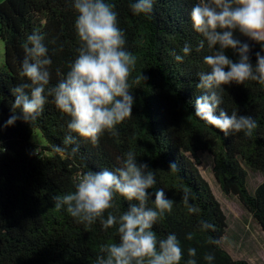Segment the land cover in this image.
I'll return each instance as SVG.
<instances>
[{"label":"trees","instance_id":"obj_1","mask_svg":"<svg viewBox=\"0 0 264 264\" xmlns=\"http://www.w3.org/2000/svg\"><path fill=\"white\" fill-rule=\"evenodd\" d=\"M106 2L115 4L126 50L137 57L130 83L141 74L147 79L132 84V116L117 126L118 135L105 132L99 145L93 146L72 133L79 145V151L73 153V146L63 145L71 118L55 107L52 97L37 119L28 123L17 120L5 127L12 115L11 88L25 82L20 72L27 35L33 30L45 35L52 59L50 86L58 83L77 56L73 0L0 1L4 43V67L0 70V264H95L102 243L118 242L116 229L105 230L99 221L86 228L66 209L57 211L51 197L73 191L78 177L89 170L119 166L117 157L123 158L129 150L136 153L138 163L156 170L155 187L163 188L166 198L174 201L171 213L153 230L161 238L177 236L184 253L181 264H186L189 248L196 249L197 264H209L204 259L209 253L215 257L211 264H254L235 258L224 247L228 217L198 166L200 153L208 152L221 190L236 195L264 231V181L253 190L248 184L249 170L264 174V85L233 82L219 92L222 103L215 115L221 109L229 114L235 111L253 117L258 124L251 137L243 132L225 136L194 112V101L203 92L196 87L197 74L209 71L203 58L211 54L206 44L196 51L203 37L194 31L190 12L199 0H154L149 15L133 14L130 4L134 0ZM235 35L249 43L255 63V53L264 47V39L249 40L239 32ZM185 43L191 44L192 51L180 63L172 54L183 55ZM226 54L237 58L232 50ZM37 130L40 141L33 139ZM57 145L65 151H55ZM170 162L178 165V171H169ZM184 190L192 193L191 202L199 207V214L188 213L181 200ZM149 191L154 193L155 188ZM129 203L134 201L118 195L108 211L119 216ZM200 221L215 225V231L201 230ZM189 233L192 240L186 239ZM210 238L219 243H209Z\"/></svg>","mask_w":264,"mask_h":264},{"label":"clouds","instance_id":"obj_2","mask_svg":"<svg viewBox=\"0 0 264 264\" xmlns=\"http://www.w3.org/2000/svg\"><path fill=\"white\" fill-rule=\"evenodd\" d=\"M153 5L154 0H134L130 9L135 15H149ZM73 9L79 46L69 70L56 85L50 86L52 59L44 43L45 35L39 30L27 35L22 45L25 55L20 72L25 82L11 88L12 115L5 127L17 120L28 123L37 119L52 97L55 107L71 118L63 145L73 146L71 151L76 153L79 145L72 133L93 146L99 145L105 132L118 135L117 126L132 116L135 103L132 84L147 78L141 74L130 83L137 57L126 50L125 33L118 26L115 4L106 0H73ZM190 20L194 31L203 37L196 51L203 50L206 44L211 53L203 58L209 71L197 74L196 87L203 92L194 101L195 114L225 136L243 132L251 137L258 127L253 117L235 111L229 114L222 109L219 115L215 112L222 103L219 92L225 85L246 81L264 85V47L255 53L253 63L251 46L235 35L239 32L249 40L264 39V0H199L191 9ZM226 50H232L237 58H231ZM191 51V44L185 43L183 55H172L182 63ZM57 75H61L59 70ZM55 151L64 152L65 147L57 145ZM117 163L119 166L112 170L81 174L73 191L51 197L54 208L66 209L86 228L99 221L105 230L116 229L118 242L102 243L95 264H181L184 253L177 236L168 234L161 238L153 230L166 213H171L174 204L166 198L163 188L155 187L156 170L147 163H138L132 150L123 158L117 157ZM169 171H178V165L170 162ZM154 188V193L149 191ZM118 195L134 203L116 216L108 210L114 207ZM192 199V193L184 190L181 200L188 213L199 214L200 209ZM200 227L203 231H215V225L205 221H200ZM186 239L192 240L193 234L189 233ZM209 243L219 241L210 238ZM195 256L196 249L189 248L186 264H197ZM214 258L212 253L204 256L209 264Z\"/></svg>","mask_w":264,"mask_h":264},{"label":"rangeland","instance_id":"obj_3","mask_svg":"<svg viewBox=\"0 0 264 264\" xmlns=\"http://www.w3.org/2000/svg\"><path fill=\"white\" fill-rule=\"evenodd\" d=\"M3 67L4 43L0 36V70ZM33 139L36 141L42 139L39 130L34 133ZM200 158L201 163L198 166L200 172L210 183L228 217L227 234L223 239L224 247L235 258H245L254 264H264V231L253 220L236 195L225 194L221 190L213 172V157L208 152H201ZM248 173V184L251 190L264 181L263 173L251 170Z\"/></svg>","mask_w":264,"mask_h":264}]
</instances>
